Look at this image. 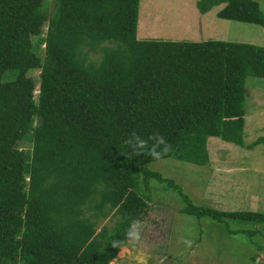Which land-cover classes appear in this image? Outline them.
<instances>
[{
  "label": "trees",
  "instance_id": "obj_1",
  "mask_svg": "<svg viewBox=\"0 0 264 264\" xmlns=\"http://www.w3.org/2000/svg\"><path fill=\"white\" fill-rule=\"evenodd\" d=\"M45 1L0 0V264H108L129 243L130 222L148 212L140 184L148 189L150 178L178 190L182 212L262 221L260 210L194 203L125 140L159 133L168 156L197 164L209 160L211 135L264 143L244 136L246 77H264V45L140 38L139 0H54L51 13ZM195 3L264 25L257 0ZM239 230L254 228L228 227Z\"/></svg>",
  "mask_w": 264,
  "mask_h": 264
},
{
  "label": "rangeland",
  "instance_id": "obj_2",
  "mask_svg": "<svg viewBox=\"0 0 264 264\" xmlns=\"http://www.w3.org/2000/svg\"><path fill=\"white\" fill-rule=\"evenodd\" d=\"M45 2L46 11L51 13L54 0ZM221 5L201 12L195 0H139L137 31L149 30L155 35L141 38H220L264 45V25L219 17L213 12ZM46 30L45 21L40 35L44 36ZM37 52L44 53L43 42ZM98 55L89 53L92 58ZM39 71H28L37 81L35 97ZM246 87L244 136L249 142L264 135V77L248 75ZM21 144L28 146L26 141ZM207 148L209 160L204 164L168 156L147 166L171 178L196 204L264 212V143L246 148L211 135ZM140 188L150 195L141 241L136 246L130 242L121 246L108 264H139L140 256L146 264H264V219L229 218L226 223L210 216L197 217L182 212L185 201L168 182L150 178L149 188L143 182ZM103 223L112 221L102 219L99 224ZM228 227L254 231L229 232ZM185 240H190L191 246L184 244Z\"/></svg>",
  "mask_w": 264,
  "mask_h": 264
},
{
  "label": "clouds",
  "instance_id": "obj_3",
  "mask_svg": "<svg viewBox=\"0 0 264 264\" xmlns=\"http://www.w3.org/2000/svg\"><path fill=\"white\" fill-rule=\"evenodd\" d=\"M151 142V143H150ZM125 144L131 150L130 155L146 154L153 160L160 161L168 156L172 151V146L165 139L162 134L154 133L147 137L142 138L139 133L133 131L129 138L125 140ZM143 222L140 220H132L126 230V238L133 246L140 243L143 233ZM187 246H191L190 240L183 241ZM121 241H113V247H120ZM139 264H146L143 256L138 257Z\"/></svg>",
  "mask_w": 264,
  "mask_h": 264
},
{
  "label": "crops",
  "instance_id": "obj_4",
  "mask_svg": "<svg viewBox=\"0 0 264 264\" xmlns=\"http://www.w3.org/2000/svg\"><path fill=\"white\" fill-rule=\"evenodd\" d=\"M258 3H259V6L261 7L262 10H264V0H257ZM216 6V5H215ZM210 10V9H209ZM218 10V9H217ZM217 10H215L213 13L215 14V12H217ZM217 15V14H216ZM207 18V17H206ZM228 19V18H227ZM211 24H212V21H211ZM138 30H139V26H138ZM146 35H149V36H155L153 34L150 33V31L148 30L147 32H143V31H137V36L138 37H143V36H146ZM227 40V39H226Z\"/></svg>",
  "mask_w": 264,
  "mask_h": 264
}]
</instances>
